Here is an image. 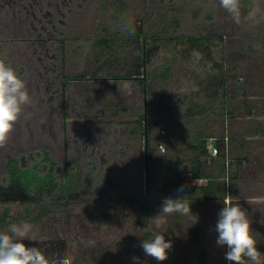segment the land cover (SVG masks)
Returning <instances> with one entry per match:
<instances>
[{"label": "rangeland", "instance_id": "obj_1", "mask_svg": "<svg viewBox=\"0 0 264 264\" xmlns=\"http://www.w3.org/2000/svg\"><path fill=\"white\" fill-rule=\"evenodd\" d=\"M20 1L0 0V59L9 58L8 65L18 75V70L25 69L24 76H19L26 82L32 102L24 107L6 147L0 148V182L7 158L40 148L47 149L57 162L72 161L77 180L71 190L73 199H66L62 214L40 219L36 217L39 206L0 193V217L5 218L0 232L26 221L32 225L23 241L27 246L38 248L49 259L71 258L72 264H229L226 246L217 244L215 225L223 199L230 194L247 211L261 253L260 264H264V199L249 202L253 197L264 198V0H240L239 23L219 6V0H123L122 4L116 0H26L28 8L42 3L41 14L57 12V33L49 35L56 40L40 45L28 43L27 38L42 30L48 16L35 21L24 8L18 12ZM256 6L261 14L249 19ZM138 26L148 36L151 32L157 35V40L144 43L152 54L144 69L141 67L142 74H134L139 60L133 34ZM196 35L211 37L210 55L198 49L186 51L175 40ZM100 37L110 38L113 47L96 46ZM142 41L140 38L139 43ZM37 58L47 60V71ZM58 62L69 68V74L87 76L88 82L51 86L52 78L44 76L54 75ZM162 66L169 73L159 78ZM97 68L107 77L104 81L94 77ZM222 78H227L225 97L221 92L213 95ZM74 87L83 89L88 111L84 112L82 101L72 103ZM109 111L124 118L146 112L150 144L155 149L150 189L143 167L121 174L125 167H107L112 160L105 161V150L97 145L91 150L90 144L99 143L108 131L100 123L105 122L102 114ZM86 112L92 114L91 121L83 126L88 122ZM200 132L228 141L227 170L225 176L221 173L215 179L219 191L215 199L187 198L184 187L163 167L164 157L172 155L188 163L191 139ZM117 149L126 150L121 144ZM130 151L136 152V148ZM209 156L202 166L216 174L218 163ZM90 158L96 160L92 170L86 166ZM188 172L183 170L186 179ZM95 174L100 177L96 184L102 190L100 197H94L95 187L90 188ZM140 192H147L151 200L146 227L142 210L125 201ZM168 197H186L193 215L173 213L165 217L166 223L157 224L154 217ZM155 234L172 241L163 262L146 256L141 247L142 240ZM134 255L143 262L136 263Z\"/></svg>", "mask_w": 264, "mask_h": 264}, {"label": "trees", "instance_id": "obj_2", "mask_svg": "<svg viewBox=\"0 0 264 264\" xmlns=\"http://www.w3.org/2000/svg\"><path fill=\"white\" fill-rule=\"evenodd\" d=\"M118 4H122L123 0H116ZM177 22V20H175ZM151 36L146 35L144 29L138 26L134 35L136 57L139 60L137 63V68L134 74H142L144 66L150 60L152 49L146 48V44L149 40H157L155 32H151ZM140 38L143 39L139 43ZM174 39V38H169ZM176 43L182 45L185 50L198 49L205 53V55H210V45L211 37L208 35H196V36H186L175 38ZM112 40L108 37L96 38L95 45L103 48L111 49L113 46L111 44ZM256 42H258L256 40ZM259 43V42H258ZM156 43H154L155 45ZM153 45V44H152ZM156 47V46H155ZM2 45L0 41V52ZM7 64L10 63V59L4 60ZM143 69H142V68ZM19 75L24 76L25 69L21 68L18 70ZM169 73V69L166 66H162L160 69L159 78H163L164 75ZM93 75L99 78H106L100 68L94 71ZM21 77V78H22ZM144 86V85H143ZM147 84H145V87ZM221 91L225 93V86L221 87ZM218 92L215 91L213 95H217ZM192 104H189L187 113H191ZM151 133L149 128V122L147 123L146 134L147 147L144 160L147 163H152L154 157L155 149L150 147L152 138L149 136ZM145 134V135H146ZM212 145V146H211ZM218 149V155L215 158V162L218 163V173H213L210 170L207 171L202 163L207 155L211 154L212 148ZM190 149L193 151L187 153L190 159L188 163L183 164L180 157L172 155L169 159L164 157L163 167L168 170L171 179L177 180L180 185L185 189L187 198L194 199V190L191 189L190 185L186 182V178L183 175V170L192 172L194 177L197 178H207V186L199 187L200 192L204 193V197L213 196L210 193V189L215 186V179L218 174L224 173L225 171V156L222 153L223 145L219 140L209 142V137L203 135L201 132L196 135L195 138L191 139ZM207 159V158H206ZM95 169V166L92 167ZM4 176L0 182V193L9 197V199H14L24 203H30L35 206H39L40 210L36 217L40 219L45 216H54L65 208V199L70 195V190L72 189V184L75 183L74 167L66 164L57 163L49 151L45 148H40L38 151H27L25 153L13 155L7 158L4 165ZM202 195V194H201ZM200 195V196H201ZM11 196V197H10ZM218 198L219 196H215ZM73 199V197H71ZM130 201H135L137 206L146 210L148 206V201L142 197H133L129 199ZM61 208L62 210H58ZM56 210V212H55ZM5 224L4 216L0 217V229Z\"/></svg>", "mask_w": 264, "mask_h": 264}, {"label": "clouds", "instance_id": "obj_3", "mask_svg": "<svg viewBox=\"0 0 264 264\" xmlns=\"http://www.w3.org/2000/svg\"><path fill=\"white\" fill-rule=\"evenodd\" d=\"M219 6L236 23L240 22V0H219ZM260 14V9L256 6L249 12V19ZM31 102L26 82L14 68L0 59V148L6 147L24 107ZM262 199L264 198L253 197L249 202L259 203ZM222 203L215 231L218 233L217 244L227 248L225 259L229 264H246V261L260 264L261 253L256 246L246 209L236 203L230 194L224 197ZM173 213L193 215L186 197L166 198L154 219L157 224H164L165 217ZM31 230L32 225L25 221L13 223L7 231L0 232V264H72L71 258L49 259L38 248L27 246L23 241L28 239ZM141 247L146 256L163 262L168 259L172 241L166 240L164 234H155L151 239L142 240ZM133 259L137 262L139 260L138 257Z\"/></svg>", "mask_w": 264, "mask_h": 264}, {"label": "flooded vegetation", "instance_id": "obj_4", "mask_svg": "<svg viewBox=\"0 0 264 264\" xmlns=\"http://www.w3.org/2000/svg\"><path fill=\"white\" fill-rule=\"evenodd\" d=\"M42 5H43L42 3H36L35 6H31L30 5L31 8H28V7H26V0H21L20 4L18 3V6H19V8L17 7L18 12L21 11L22 8H24L25 12L30 13L32 19H34L35 21H42L41 18H40L41 15L42 16L43 15L48 16V17L45 16L46 17L45 25L41 26L42 30L40 32H38V34L36 33L37 35L35 34L34 36L31 37V35H30L31 31H30V33H28V35H30V36H28L27 42L30 43V44H39L40 45L42 43H50V42L53 43V41L56 40V39H54V37H49V35H50L51 32L57 33V28H55V23L57 22V20H56L57 19V12L55 10L52 11V12H50L48 10L46 14H41L40 12L42 10ZM43 7H46V6L44 5ZM50 28H51V30H50ZM32 33H35V32H32ZM37 49H39V48H37ZM61 49H62V47L59 48V51H61ZM45 50H47V49H45ZM36 52H38V50ZM60 56H61L60 62H62V59H63L62 53H60ZM37 61H38V64H41V65L44 66L45 71L48 70V68H46V67H47V65H49V63L47 62L46 59L45 60H38V58H37ZM56 62H57V60H56ZM53 70L55 71L54 75H52V74H49V75L46 74L45 76L42 75V76H44L46 78V80L52 78V80L50 81V85L51 86L53 85V83H56V82H60V83L66 84V85L68 83H71V84L72 83H78L79 85L80 84L82 85V84L86 83V81L88 82V80H86V79H88L87 76H83L81 74H80V76L73 75L72 73L69 74L68 73L69 72V68L67 66L63 67V64H59V62L57 64L55 63V67L53 68ZM95 78L96 79H100L101 81H104L107 77L106 78H103V77L102 78H99V77L97 78V77H95ZM114 78L119 79L120 77L119 76H114ZM226 79L227 78H224V79L222 78L219 81L220 88H219V90H217V92H218L217 95H220V92H221L222 96L225 97L226 94L221 91V87L222 86H226ZM41 81H43V80H41ZM77 88L78 87H74L72 89V91H71V94H72L71 95V99H73L72 103L73 102L74 103H78V102L82 101L84 103V105L82 106L84 108V112L88 111L90 106L87 105V99L85 97L84 91H83V89L79 90ZM223 102H225V101H223ZM90 103H92V102L90 101ZM86 115H88V118H87L88 122L82 123L81 125H83V126L89 124V122L91 121V115L92 114L86 112ZM102 116H103V119L105 120V122H101L100 124L102 126H104V124H105L106 127L108 128V131L104 132L103 139L100 140L99 143H97L96 141H93L90 144L91 145V150H93L95 145L99 146L100 149L105 150L104 154H105V156H107L105 158V161L109 162L110 160H112V162L107 167H110V168L111 167H115L116 169H117V167L119 169L121 167H125L126 171L121 170V172H122L121 174L129 173V172H131V170L134 173L135 167L136 168L137 167H143L144 168V175H145V184L148 187V189H150L151 182H152L151 171H150L151 170V163H147V161L144 160V156L146 154L147 140L149 138V137H147V134H146V128H147V123H148L146 112H144L142 115L139 114V116L136 115L134 117V116L130 115V116L124 118L122 116H118L116 111H113V113H111L109 111V112L103 113ZM87 135L90 136V134H87ZM150 135H151V133H149V136ZM196 135H195V137H196ZM142 136H143V143H142V140H141ZM92 137L94 138V136H92ZM96 137H97V135H96ZM64 139L65 138H62L63 141H64ZM88 139H92V138L89 137ZM216 140H219V142L222 143L223 148H224V149H222V153L224 154V156L226 158L228 141H226L224 137H222V138L221 137H214V136H210L209 137V142L216 141ZM85 141H86V139H85ZM87 144H88V142H87ZM120 144L125 147V149H126L125 151H120V150L117 149V147ZM65 145L67 146L68 144L66 143ZM85 145H82L83 148L87 147ZM149 146L151 147V144ZM134 148H136V152H134V151L131 152L130 150L131 149L133 150ZM122 152L125 153L126 157L123 155ZM218 152L219 151L217 149V154H211V157L208 155L210 157V159H212V161L215 160L216 156L218 155ZM102 155H103V153H102ZM128 157L130 159H128ZM244 157H245V155H244ZM115 158H117V160H115ZM238 159H241V157L239 156ZM57 163L62 164V165L68 163L69 165H71L72 161H70V160L59 161ZM237 163H239L238 166H237L238 169L239 170L242 169L241 168L242 166H240L241 161H239ZM228 164H230V163L228 162ZM94 165L96 167V160L95 159H93V158L91 159L90 158L89 160H87L86 166H89L91 168V170L93 169L92 167ZM128 165H130V168H129L130 171L128 169ZM230 165H231L230 166L231 168L236 167L234 162H233V164L231 163ZM132 167H133V169H132ZM74 169H75V172H76V168H74ZM127 170H128V172H127ZM226 170H227V165H225V171H224V173H222L224 175H222V176H225ZM187 174L188 175H187L186 182L190 185L191 189L194 190V197L202 199V200L204 198H206L203 195L204 193L200 192L201 190L199 189V187L207 186L208 185L207 184L208 179L207 178L194 177L192 172H188ZM168 175H170V174H168ZM93 176H94V181L92 183H90V185H91L90 188L95 187L94 188L95 190H93L94 193H95L94 197H98V195L100 197V194L102 193V190L100 191V187L96 185V184H98V182L100 180V177H98V175H96V174L93 175ZM74 179L77 180L76 176L74 177ZM190 179L193 180V183L190 182ZM201 181H205V182L203 183ZM73 185H74V183L72 184V186ZM71 190H70V194L69 195L72 197L73 194L71 193L72 192ZM222 191H223V189H222ZM184 192H185V189H184ZM218 192L219 191L216 192L215 186L212 187L210 189V193L213 196L210 195V197H207V198L208 199H215L216 198L215 196H218V194H219ZM104 194L107 197V194L106 193H104ZM224 194L225 193H223L222 195H224ZM134 197H142L143 199L148 201L147 209L144 210L140 206H137L135 201H130L129 200V199H131L133 197L126 198V200H125V201H128L131 204H133L135 207H139L142 210L143 215L145 216V217H143L142 225L144 227H146L145 225H147V222H146L145 219H146V215H147V212H148L149 203L151 201L150 200V196L147 195V192L146 193L140 192V194L138 196L136 195ZM65 201H66V199H65ZM64 209L62 210L61 208H59L58 210L59 211L62 210V212H63ZM55 212H56V210H55ZM62 212L58 213L57 215H61ZM57 215L55 213V216H57ZM149 235L152 236L150 233H149ZM134 257H136V255H134ZM141 262H143V261L142 260L138 261V263H141ZM136 263H137V261H136Z\"/></svg>", "mask_w": 264, "mask_h": 264}, {"label": "built area", "instance_id": "obj_5", "mask_svg": "<svg viewBox=\"0 0 264 264\" xmlns=\"http://www.w3.org/2000/svg\"><path fill=\"white\" fill-rule=\"evenodd\" d=\"M212 150H213V152H212L213 154H215V153H216V151H217V149H216V148H213Z\"/></svg>", "mask_w": 264, "mask_h": 264}]
</instances>
